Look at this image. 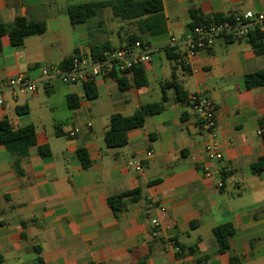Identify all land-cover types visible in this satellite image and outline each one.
Listing matches in <instances>:
<instances>
[{
  "label": "crops",
  "instance_id": "crops-1",
  "mask_svg": "<svg viewBox=\"0 0 264 264\" xmlns=\"http://www.w3.org/2000/svg\"><path fill=\"white\" fill-rule=\"evenodd\" d=\"M87 1L105 0H0V23L21 16L46 24L20 46L1 36L0 80L19 73L38 78L43 66L63 67L76 54L112 50L136 36L151 48L143 65L147 84H134L127 72L97 77L95 99L84 83L57 80L38 83L34 93L5 95L0 120L14 129L34 125L37 144L18 175L0 143V264H39L40 258L44 264H133L141 257L147 264H229L232 256L241 264H264V170L252 169L264 156V85L248 89L244 82L264 69V50L256 52L249 37H218L189 66L172 44L192 29V9L204 17L232 16L263 11L264 0H162L167 28L150 36L142 34L138 18L116 19L109 7L72 25L68 5ZM121 77L130 84L125 89ZM172 82L187 99L202 91L213 101L220 159H208L196 114ZM154 102L163 110L130 130L126 145L106 144L112 115L129 116ZM40 145H48L50 155L41 156ZM79 148L88 154L87 167ZM133 159L141 161V171L128 166ZM204 166L214 177L204 175ZM136 189L137 198L125 197L115 214L108 198ZM225 223L235 232L219 252L213 229Z\"/></svg>",
  "mask_w": 264,
  "mask_h": 264
},
{
  "label": "trees",
  "instance_id": "trees-1",
  "mask_svg": "<svg viewBox=\"0 0 264 264\" xmlns=\"http://www.w3.org/2000/svg\"><path fill=\"white\" fill-rule=\"evenodd\" d=\"M109 7L113 16L119 20L129 18H138V25L143 35L150 36L162 33L166 30V17L163 12L162 0H105V1H87L69 4L67 12L69 14L72 25L89 22L97 17L103 8ZM193 22L190 23V28L199 24H207L215 21H221L227 16L216 14L213 17H204L197 10L190 11ZM46 30V24L42 21L27 19L18 16L12 23H0V38L7 34L10 37L11 43L14 46H20L24 43L27 36L35 33H42ZM251 45L256 52L261 53L264 50L263 39L264 33L254 31L248 36ZM146 43L141 37H129L128 43L134 41ZM104 48H93L92 55L99 58L104 51ZM169 55L175 52L174 48H166ZM175 58H179L180 54L174 53ZM72 57L67 58L63 62V67H67ZM144 64L134 66L128 73L133 74V83L136 85H146L147 76ZM246 88L250 89L264 85V69L255 73L247 74L244 78ZM120 87L127 88L130 84L126 77L119 78ZM169 85L177 89L178 96L181 100H188L186 94L181 90L180 86L172 82ZM85 91L89 99H95L98 96L97 88L93 81L84 83ZM72 98L71 96L69 97ZM76 106V104H72ZM163 110L161 102L148 103L143 105L132 115L124 116L114 114L110 118L109 127L105 133V141L109 147L124 146L128 142V132L134 128L142 127L145 124L146 118ZM0 143L8 150L12 158V166L18 175L23 174L22 162L29 156L30 149L36 146V129L30 124L24 127L14 129L7 119L0 120ZM38 151L41 156L50 155L51 151L48 145L38 146ZM78 156L85 167L89 166L90 159L84 148L77 150ZM254 172L264 170V156L252 164ZM139 190L126 191L117 195L110 196L108 203L112 207L115 214L124 209L123 199L131 196L136 199V194ZM235 232V228L231 223H225L214 227L213 234L218 246L219 252H224L230 247L229 238ZM184 247H180L179 256ZM190 251H194L195 247H190ZM1 261V259H0ZM39 264H44L42 258L39 259ZM133 264H147L146 257L138 258ZM229 264H241L238 256H232Z\"/></svg>",
  "mask_w": 264,
  "mask_h": 264
},
{
  "label": "built area",
  "instance_id": "built-area-1",
  "mask_svg": "<svg viewBox=\"0 0 264 264\" xmlns=\"http://www.w3.org/2000/svg\"><path fill=\"white\" fill-rule=\"evenodd\" d=\"M254 31L264 33V10L258 12L245 10L227 16L221 21L196 25L185 38L177 40L173 37L172 44L181 49L185 64L191 66L192 59L201 50L211 47L216 38L233 36L241 39L248 37ZM150 60L151 48L139 40L106 50L99 58L94 57L91 53L76 54L67 67L43 66L38 78H31L24 73H19L9 79L0 80V106L4 105L6 94L16 97L19 92L34 93L38 83L57 80L65 84H74L94 81L100 76H120L134 66L145 64ZM194 70L196 71L197 68L194 67ZM188 102L196 114L197 127L203 139V147L208 159L210 161L220 159L222 154L216 129L217 113L213 101L205 92L199 91L189 95ZM75 132V130H71L69 135L74 136ZM151 154V151L147 152V156ZM128 166L137 171L143 169V165L138 159L128 161ZM203 171L206 177H214V170L210 166H204ZM178 249L176 246V250Z\"/></svg>",
  "mask_w": 264,
  "mask_h": 264
},
{
  "label": "rangeland",
  "instance_id": "rangeland-1",
  "mask_svg": "<svg viewBox=\"0 0 264 264\" xmlns=\"http://www.w3.org/2000/svg\"><path fill=\"white\" fill-rule=\"evenodd\" d=\"M155 96V95H154Z\"/></svg>",
  "mask_w": 264,
  "mask_h": 264
}]
</instances>
